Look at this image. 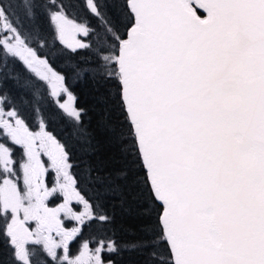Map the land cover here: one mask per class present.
Returning <instances> with one entry per match:
<instances>
[{
  "label": "snow or ice",
  "instance_id": "1",
  "mask_svg": "<svg viewBox=\"0 0 264 264\" xmlns=\"http://www.w3.org/2000/svg\"><path fill=\"white\" fill-rule=\"evenodd\" d=\"M119 4L123 31L118 15L84 0L110 41L93 49L76 35L94 30L87 20L69 19L64 0H0V80L19 83L11 67L18 63L39 72L36 84L26 81L16 94L0 87V240L7 248L0 264H114L105 254L118 246L104 227L113 218L81 188L70 151L43 117L37 85L51 84L58 103L68 92L46 51L57 43L92 52L77 76L101 88L115 81L125 121L105 125L110 150H127L144 173L142 189L131 167H110L104 154L89 166L94 183L117 193L129 211L146 207L142 196L159 205L156 222H145L126 247L144 254V264H264V0ZM40 17L52 29L51 43ZM108 101L104 88L99 103ZM68 114L79 123L83 110ZM84 143L94 154L91 139ZM57 195L62 203L49 207ZM93 224L98 228L81 239Z\"/></svg>",
  "mask_w": 264,
  "mask_h": 264
},
{
  "label": "trees",
  "instance_id": "2",
  "mask_svg": "<svg viewBox=\"0 0 264 264\" xmlns=\"http://www.w3.org/2000/svg\"><path fill=\"white\" fill-rule=\"evenodd\" d=\"M64 3L67 6L66 13L69 19L77 23H83L87 20V26L94 30V33L88 37L81 36L82 43L91 44L93 49L96 48L98 43H110L104 29L99 26V21L90 16L85 9L84 0H64ZM99 3L102 6V12L107 13L108 16H113V18V14L120 17L123 22L121 25L123 31V24L127 22V16L122 13L119 0H99ZM198 14L205 15L201 10ZM37 22L42 27L45 36L48 37L49 43H51L52 29L47 19L40 17ZM46 51L55 70L66 77L65 87H67L68 93L74 97L75 107L82 109L83 114L81 122L77 123L64 109L59 107L57 97L51 95L52 91L48 82H43V84L37 85L44 94L43 104L41 105L43 117L48 125L47 130L53 132L55 137L66 145L70 151L72 163L76 165L73 172L78 176L81 188L90 196H98L113 218L112 222L104 227L118 247L116 251L106 253L105 258L111 259L114 264H144L145 255L126 247V244L135 240L141 234L140 229L145 222L153 224L156 222V217L160 211L159 205L155 201L142 196L139 204H146V207L133 206L132 210L129 211L127 205L122 206L121 200L116 198L117 193L105 194L94 183L93 177L89 175V166H99L102 157L107 154L109 159L105 162L110 167L117 166V161L121 166L131 167L143 189L144 173L138 160L133 163L136 157L129 155L127 150L117 156L115 149L110 150L108 143L105 125L125 121L116 95L117 85L115 81H110L101 88L96 80L83 75L77 76V67L84 66L83 62L94 58L90 50L78 49L73 52L66 45L57 43L54 47L47 48ZM11 67L13 68L12 75L14 78L18 77L19 83L16 79L0 80V87L4 90L16 94L20 86L26 81L36 84L33 76L39 77V73L36 71L30 73L19 63ZM104 88L109 90V101L106 106L99 103ZM20 95H23V92ZM62 99V96L59 97V101ZM27 112L31 117L30 106L27 108ZM37 123V120L30 118V130L38 131ZM87 139H91L96 148L94 154L92 149L84 143ZM17 151L19 152V148ZM45 160L49 161L47 158ZM53 179L54 173H50L47 182L52 185ZM97 228L98 225L96 224L86 228L81 239H87L89 234ZM90 247H95V245H90ZM6 252L7 248L4 242L0 240V255H4Z\"/></svg>",
  "mask_w": 264,
  "mask_h": 264
},
{
  "label": "flooded vegetation",
  "instance_id": "3",
  "mask_svg": "<svg viewBox=\"0 0 264 264\" xmlns=\"http://www.w3.org/2000/svg\"><path fill=\"white\" fill-rule=\"evenodd\" d=\"M49 186L51 187L52 185L49 184ZM47 203H48V206L49 207H56L58 204L62 203V197L60 195H57L55 197L49 198V200L47 201ZM26 226L30 230L34 231L35 228H36V222L35 221H29V222H27ZM66 226L70 228V227L73 226V224L72 223H66ZM78 247H79V242L78 241L76 243H73L72 244V254L74 256L78 254Z\"/></svg>",
  "mask_w": 264,
  "mask_h": 264
},
{
  "label": "rangeland",
  "instance_id": "4",
  "mask_svg": "<svg viewBox=\"0 0 264 264\" xmlns=\"http://www.w3.org/2000/svg\"><path fill=\"white\" fill-rule=\"evenodd\" d=\"M83 34L82 33H78L77 35H76V39L77 40H80L81 42H82V40H81V36H82ZM41 71H42V69H41ZM37 72V71H36ZM37 73H39V72H37ZM49 86H50V88H51V91H52V85L51 84H49ZM63 97V99L62 100H60L59 101V104L60 103H62V104H64L65 105V107L63 108L67 113H69L70 111H71V109L73 108V107H75V104H74V97L71 95V94H69L68 92L67 93H61V95H60V97ZM76 108V107H75ZM77 109V108H76ZM49 159L47 156H44V155H42L41 156V160L45 163V165L47 166L48 164H49V161H47V160H45V159ZM21 187H23V185H21ZM21 218H22V216H21Z\"/></svg>",
  "mask_w": 264,
  "mask_h": 264
},
{
  "label": "water",
  "instance_id": "5",
  "mask_svg": "<svg viewBox=\"0 0 264 264\" xmlns=\"http://www.w3.org/2000/svg\"><path fill=\"white\" fill-rule=\"evenodd\" d=\"M201 11L206 15V13L203 10H201Z\"/></svg>",
  "mask_w": 264,
  "mask_h": 264
}]
</instances>
